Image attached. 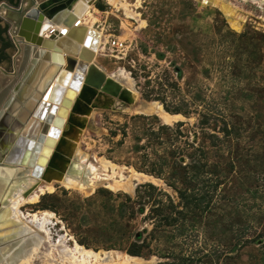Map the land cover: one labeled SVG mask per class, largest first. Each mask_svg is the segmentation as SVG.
<instances>
[{"label": "rangeland", "instance_id": "obj_1", "mask_svg": "<svg viewBox=\"0 0 264 264\" xmlns=\"http://www.w3.org/2000/svg\"><path fill=\"white\" fill-rule=\"evenodd\" d=\"M121 1L127 3L132 15L107 0H95L91 5L87 19L92 26L105 39L118 37L126 43L121 53L101 44L95 65L104 74L118 68L128 72L134 79V103L157 101L163 108L188 109V116L179 113L183 118L178 121L184 122L182 136L161 129L165 123L158 115L136 112L133 104L117 108V98L104 107L96 102L99 89L93 94L87 86L67 127V138L78 146L80 157L88 154L111 161L117 176L137 171L157 181H141L132 192L100 184L89 193L54 180L51 192L24 202L21 210L26 214L51 213L54 239L64 235L67 244L76 241L101 255L107 251L114 257L116 253L132 255L127 252L131 243L146 238L140 255L133 256L156 264L166 248L174 246L178 251L181 247L168 238L149 235L154 224L161 223L154 211L150 214L156 200L167 204V194L174 203L179 201L168 185L173 182L167 179L173 160L168 151L180 150L183 155L178 158L186 163L191 151L186 142L197 145L208 133L221 138L220 130L227 123L234 167L216 191L207 219L196 223L190 247H183L208 252L211 257L218 244L227 250L229 245L223 247L225 241L221 244L212 233L219 213L232 222L233 234L253 238L240 247L236 244L235 260L228 263L264 264V237L256 239L259 231L260 236L264 234V4L261 0H228L236 20L234 28L221 7L198 0ZM9 67L11 71L12 65ZM127 97L125 93L124 99ZM203 108L213 113L205 125L197 114ZM206 146L211 160L224 152L223 147L220 151L212 147L209 140ZM106 173H110L108 169ZM143 183H151L157 190L138 187L136 197V188ZM1 214L0 220H4ZM229 234L225 233L223 240ZM44 263V258L35 261Z\"/></svg>", "mask_w": 264, "mask_h": 264}, {"label": "bare ground", "instance_id": "obj_2", "mask_svg": "<svg viewBox=\"0 0 264 264\" xmlns=\"http://www.w3.org/2000/svg\"><path fill=\"white\" fill-rule=\"evenodd\" d=\"M77 1H72L70 10ZM107 1L118 6L119 9L122 7L126 15H132L131 11H128L127 3L125 4L121 0ZM198 1L202 4H214L221 7L228 17L230 24L234 28H237L234 12L231 10L228 0ZM261 3L264 4V0H261ZM90 8L91 5H86L79 16H77V19L78 25L85 26L87 30H91L97 34L95 49L93 50L94 56L90 60H83L87 66L83 78L75 90V96L72 98V103L68 107L66 116L63 117V124L60 126L58 134L55 137V143L51 147L50 153L46 156L47 162L41 167V174L35 176L31 173L32 167L17 164L23 152V146L20 147V144H24L29 136L38 132L40 124L36 116H29L26 122L24 121L23 129L20 132L23 140H19L20 144H15L0 159V212L2 213L1 216L4 217V220H0V223L5 222L4 225L0 226V264H35L38 258H44V264L152 263L151 259H145L140 256L116 253L114 257L108 251L101 255L97 251L83 247L76 241L72 245H69L64 235L54 239L50 226L53 223V215L51 213L44 212L40 214L35 212L26 214L20 208L24 202L36 201L39 195L45 191L51 192L54 189V180H59L61 184L73 186L74 188L77 187L81 191L89 193L100 184L112 190L132 192L136 184L141 181H157L155 177L137 171H132L128 175L117 176L114 173L116 169L115 164L102 157L97 158L95 155L90 156L86 154L84 157H80L81 152L78 150V146H74V143L72 144V141L70 142L67 138L68 121L73 107L82 92L90 67L95 65L94 60L101 44L106 43L105 36L101 35L92 26L91 20L87 19ZM71 25H74V23ZM51 27L57 30L58 36H65L70 25L45 21L39 32L41 36L47 37L44 33ZM78 46L81 47L82 43H78ZM26 51L27 60H25L23 68H21L23 64L21 52L15 57L16 78H7L0 72V121L7 114H10V124L15 120L19 123L23 122L29 100L34 98L38 89L41 90L51 79L53 80L54 74H57L60 69L64 68L65 64V52L62 51L63 62L58 64V62L50 61L43 70L39 83L32 89L27 100L22 103H15L14 96L17 89L23 82L26 74L34 67L44 49L38 47L34 50L30 46ZM76 59L79 60L77 56ZM133 90L134 79L132 76L125 70L118 68L112 73L105 74V80L99 89L97 101L101 97L117 98V108L127 109L128 105L133 104L131 106L134 108V111L142 114H156L165 124H173V122L183 118L179 113L167 112L157 101H139L135 102V104L132 96ZM125 93L128 94L127 99H124ZM119 99L123 100V102ZM108 105L103 104L104 107H108ZM107 169L110 173H106ZM53 251L58 255L59 261H56L53 257Z\"/></svg>", "mask_w": 264, "mask_h": 264}, {"label": "water", "instance_id": "obj_3", "mask_svg": "<svg viewBox=\"0 0 264 264\" xmlns=\"http://www.w3.org/2000/svg\"><path fill=\"white\" fill-rule=\"evenodd\" d=\"M73 0H46L38 5V8H31L25 11L17 32L14 37L18 48L17 54L23 55V68L25 64L27 49L30 46L36 50L38 47L44 49L34 67L26 74L14 96L15 103H22L27 100L32 89L39 83L41 74L50 61L63 62L61 52H65L64 68L54 74L41 90L38 89L34 98L29 100L27 111L22 123L14 121L10 124V114H7L0 121V159L8 153L15 144L23 140L20 132L23 123L29 116H36L39 120L38 132L29 136L23 146V152L17 164L20 166L32 167L31 173L39 176L41 167L46 164V156L50 153L55 143L60 126L63 124V117L66 116L68 107L75 96V90L83 78L86 63L83 60H90L94 54L97 34L87 30L85 26L78 25L77 16L86 5H91L94 0H78L71 8ZM45 21L56 24L63 23L70 25L67 34L59 35L54 30L48 37H42L40 32ZM74 23V25H71ZM82 43L79 47L78 43ZM23 52V53H22ZM76 56L79 60L76 59ZM0 72L7 78H16L17 68L15 57L13 58L12 70L7 71L0 68ZM105 80V74L96 66L90 67L82 90L88 86L94 94L100 89ZM147 102V101H145ZM136 104V103H135ZM178 121V120H177ZM137 185V184H136Z\"/></svg>", "mask_w": 264, "mask_h": 264}, {"label": "trees", "instance_id": "obj_4", "mask_svg": "<svg viewBox=\"0 0 264 264\" xmlns=\"http://www.w3.org/2000/svg\"><path fill=\"white\" fill-rule=\"evenodd\" d=\"M165 110L171 113H181L184 116L189 115L188 109H184L181 106L169 108L164 106ZM197 109V108H195ZM199 115L200 124L205 125L209 123L210 117L213 116L211 110L201 109L197 111ZM183 121H177L174 126L168 124L161 125V129L171 131L175 136H182L181 126ZM221 138L216 133H208L197 144L186 142L191 151L188 152V162L182 163L178 157L182 156L180 150L170 149L169 155L173 158L170 167L169 176L167 179L172 180L170 185L177 193L178 203H174L171 198L167 196L168 203L165 204L162 200H156L157 206L150 209V214L154 211L159 216L161 223L154 224L151 228L150 237H165L169 242L179 243L180 249L178 251L173 250L170 246L166 248V252L160 255L163 258L156 264H230L228 263L235 260L236 253L235 245L238 247L242 244L251 242L253 238H243L241 235L233 234V224L230 220L225 219L223 214L216 215L215 224H213L212 233L214 238L218 242L225 241L222 245L224 247L229 245L227 250L220 249L219 244L214 249V257H211L208 252L204 253L201 250H190L185 247H190L189 241L192 242L190 236L195 235L196 223L201 222V219H207V214L212 210V202L216 191L222 185L229 173L234 167V161L231 158V148L228 138H231V130L228 128V124L225 123L222 130ZM206 140L212 147L218 148L220 151L223 147L224 152H218L216 160H211L209 153L207 152L208 146H206ZM217 141V142H216ZM221 143V144H219ZM178 154V155H177ZM162 171V170H161ZM179 183L181 186H175ZM144 187L149 190H157L156 186L151 183L139 184L136 188V197L138 196L139 188ZM152 196V193L147 195ZM149 214V216H150ZM230 232L226 239L223 240L225 233ZM264 237V234L260 236V231L256 235V239ZM229 241V242H228ZM231 241V242H230ZM147 239H142L141 242H133L127 252L132 255H140L141 250L147 244ZM228 243V244H227ZM264 244V241H263ZM235 248V249H234Z\"/></svg>", "mask_w": 264, "mask_h": 264}, {"label": "flooded vegetation", "instance_id": "obj_5", "mask_svg": "<svg viewBox=\"0 0 264 264\" xmlns=\"http://www.w3.org/2000/svg\"><path fill=\"white\" fill-rule=\"evenodd\" d=\"M44 1L46 0H0V68L8 71L9 66L13 65V58L18 55L14 37H18L17 32L25 11L38 8ZM4 61L8 66L3 65ZM110 101L112 99L109 97H101L96 102L106 105Z\"/></svg>", "mask_w": 264, "mask_h": 264}, {"label": "built area", "instance_id": "obj_6", "mask_svg": "<svg viewBox=\"0 0 264 264\" xmlns=\"http://www.w3.org/2000/svg\"><path fill=\"white\" fill-rule=\"evenodd\" d=\"M54 32L53 27H51L50 29H48L44 35H46L47 37L52 34ZM106 44H108L109 49L114 50L118 53H121L123 51V49L126 46V43L124 40L118 38V37H111V38H107L106 39ZM118 56V55H117ZM119 58H121L122 56H118ZM63 228V227H62ZM57 239V238H56Z\"/></svg>", "mask_w": 264, "mask_h": 264}]
</instances>
